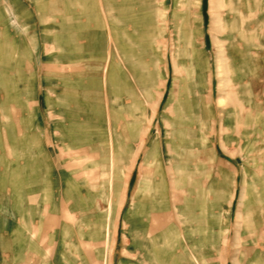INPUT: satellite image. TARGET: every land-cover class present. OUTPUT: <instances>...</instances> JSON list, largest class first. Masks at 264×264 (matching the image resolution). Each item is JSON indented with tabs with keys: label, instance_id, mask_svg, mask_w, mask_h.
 I'll return each instance as SVG.
<instances>
[{
	"label": "rangeland",
	"instance_id": "374dc122",
	"mask_svg": "<svg viewBox=\"0 0 264 264\" xmlns=\"http://www.w3.org/2000/svg\"><path fill=\"white\" fill-rule=\"evenodd\" d=\"M140 1L128 0L129 11L124 0H98L97 8L95 0H0V34L15 45L0 68V264H151L141 244L152 236L175 264H264V0ZM113 3L124 15L141 10L143 30H123ZM112 20L119 42L125 30L137 36L128 59L119 47L115 56L125 71L118 76L129 79L122 92L114 83L117 101L105 72ZM60 37H75L80 54L94 44L101 68L62 59ZM233 44L244 65L254 49L259 90L249 105L245 89L237 125L223 128L222 110L239 90L222 70ZM18 59L15 96L1 82ZM94 74L97 89L63 84L81 77L89 85ZM70 92L97 94L102 105V120L81 117L90 131L81 139L66 135ZM141 224L157 232L143 237Z\"/></svg>",
	"mask_w": 264,
	"mask_h": 264
},
{
	"label": "crops",
	"instance_id": "0c3cea01",
	"mask_svg": "<svg viewBox=\"0 0 264 264\" xmlns=\"http://www.w3.org/2000/svg\"><path fill=\"white\" fill-rule=\"evenodd\" d=\"M124 1H125V3H123V4L125 5V9H127V10L129 9V11H130V6L131 5L134 6L135 2H136V4H138L139 8H142V5H141L142 3H141L140 0L139 1L135 0L134 4H133V2H128V0H124ZM98 4H99L98 0H95V7L96 8H97ZM111 6L113 7V11L114 12L117 13V12L120 11V13H119L120 17H121L120 23L122 25V29L123 30L125 29V27H128V28L132 27V29H134L136 31V33L137 32L139 33L140 31L143 30V23L144 22H143V18H142L143 17V13H142L141 10L137 14H134V12H133L132 15L130 16L129 15V11L126 13V15H124L125 13L121 12L122 8H118L115 3H113ZM95 15H96V13H95ZM96 17H97V15H96ZM97 18H95L94 23L102 25V21L99 20L100 17H97ZM111 26H112L111 27V30H112L111 34H113V36L111 37L112 41H111V47H110V55L111 56L109 55L108 62L105 65V68H106L105 72L108 71V85H109V88L111 89V96H112L111 98L115 97V99L117 101L116 92H115V96H114V94L112 92V87L114 86V83H115V86H116L117 89L120 86V89H121L120 91L122 92L123 89H124V86L125 87H129L128 86L129 79H128L126 74H122L120 77L118 76V72L119 71L122 72V73H124L125 71H124V68H121L119 70V66L117 64L115 56H117V53H118L117 50H118V47H119V49L121 50V53L123 54V56H125L128 59V57L133 54V48H131V46H130V44L128 42L131 41V40H134L135 38H137V36H136V34L135 35H129L128 30H125L126 43H123V42L121 43V42H119L120 35H118V33H116V30H114L113 20L111 22ZM75 28L78 29L76 26H73V27H71V30H73V29L75 30ZM208 36L209 35H207L205 37L206 43H208V40H209ZM0 37H1L0 38L1 39L0 68L4 70L5 67L2 65L3 63L1 61V54L4 53L7 56H11V54H13V50H14V46L15 45H13L12 42L8 43L6 41L7 38H6L5 32L3 33V35L0 34ZM50 39H51L50 36L46 35V41H48ZM58 40H59V42L62 40V45L66 49V50H64L63 54L60 55V57L62 59H67L68 61H74V62H76L78 64L80 63V61H83V64H81V65H83L85 68H88V69L89 68L92 69L94 67L96 68V67H98V65L101 68L102 57H98V56H101L100 55L101 53L96 52V50L94 49L95 48L94 44L93 45L90 44L89 47L87 48V50L85 51V53L80 54L79 50H77V48H76L77 45H76L75 37L74 38H72V37L71 38H65V37L62 38V37H60V38L56 39V43L58 42ZM16 44H18V45H16V47H18V49L20 48V46H22L18 42ZM114 44H115V46H114ZM116 44H117V47H116ZM240 50H242V49L240 47H238L237 45H234V44L232 46L230 45L228 53H227V55H229L230 62H229L228 65H225L222 68L223 71H227L228 70L229 72L233 73V75H232L233 79H231L232 77H229L228 85L232 84L233 88L238 87V89H239V90H237V93H236L237 96H238L237 100L233 101L232 104H231V108L232 109L229 108L228 110H222L221 118H222L223 128H225L226 126L228 128L229 127L233 128V127H235L237 125L236 124L237 117L239 118L240 113H242L241 106L244 105L241 99H242V94H244V92H245V89H247L248 91L250 90V100H251V102L249 103V105L254 102V99H255V96H256V87L257 86H255L256 84L254 85L253 83H254V80L256 81L254 73L258 70V68L256 67L257 63H254V60L252 58V51L254 49L247 51L246 55L248 56L249 63H247L245 65L243 63H241V60L243 58H240L237 55L236 51H240ZM20 51H23V55H26L25 48L21 49ZM146 52H147V50H146ZM144 54H145L144 49L140 48V52H138L137 55L134 54V56L136 55L138 57V59H142ZM21 62H22L21 59L20 60L19 59L18 60H14V67L13 68H14L15 72L10 74L9 78L7 79V81L4 80L3 82H1L2 85L6 86L7 90L10 89L8 92L12 91L15 96L18 95V94L19 95L21 94L20 93L21 92V72H19V71H21V66H20ZM260 62H262V59H260ZM139 64H142V63L139 61ZM134 71L138 72L139 70L138 71L134 70ZM139 72H141V71H139ZM19 74H20V76H19ZM241 75H247V76H246V78H241L240 79ZM137 78H138L139 81H141L142 74L138 73ZM62 80H63V84L66 87H68V88L69 87L70 88H78V87L90 86V88L93 87V89H97V88L100 87L99 83H100V80H102V79H101L99 74L98 75L94 74L93 75V80L94 81L89 83V85H86V82L84 83L83 82V78H81V77H77V79H75L73 81L69 80V79L68 80L67 79H62ZM124 83H125V85H124ZM257 89H258V87H257ZM95 91L96 90H94V92ZM15 102L18 103L20 101L17 100ZM113 102H114V100H113ZM64 104L69 105L70 107H72V110H73V111H70L68 113V118H67L68 121H69V127L66 130V135H68L69 137L70 136L72 137L73 135H76V136H78L81 139L83 136L87 137L88 134L90 133V131H87V129H86V123L85 122L84 123L81 122V120H80L81 117L82 118H84V117L86 118L87 115H89L90 117L93 116L96 119H97L98 116L101 118V120L103 119L102 116H101L102 105L99 103V101L97 99V94L93 95L92 93H88L87 95H84V96H78V95H75V94L70 92L66 96ZM214 114L216 115L215 116V121L219 120V117H218L219 113L217 111H214ZM96 115H98V116H96ZM110 115H111V119L113 121L116 118L115 117L116 112L114 111V107H112V106L110 108ZM235 115H237V117ZM244 121L245 120L243 119V122ZM239 122H242L241 119H240ZM116 123H117L116 121H115V123L113 121V123L111 122V125H110V130H111V133H113V135L115 134L114 129H115ZM125 129H126V134H128L127 135V139H128V136L131 135L130 124L126 123ZM132 134H134V132ZM224 143H225V141H223L222 148H221V150L223 152L225 150ZM47 163H49L47 166H50V167L52 166L51 163L48 160H47ZM181 163H184V160H181ZM233 166L236 167L234 164H233ZM144 177H145L144 178V185L146 186V184H145L146 173H145ZM148 198H149V195L146 192V188H144V194H142V196L138 197V200L139 201L141 200V203H142L141 205L142 206H141L140 212L137 214V217L140 216L141 220L146 215V209H145V205H144L145 203L143 204V202L149 201ZM141 226H142V229H143L142 230L143 231L142 232L143 233V237H144V233H146V232H148V234H149V232L150 233H152V232L156 233L157 232V230L153 229L152 227L151 228H149V227L147 228V227H145V225L143 226L142 224H141ZM144 229H145V231H144ZM152 237H153L152 240L149 241V242L148 241L146 242L144 239L142 240L141 247L143 246L142 248L146 247V249H147L144 259L148 263H151V264H168L170 259H171V261H170L171 264H175V260H174L176 258L175 254L173 252L169 251L167 249V247L161 248L160 247L161 242L158 240V238H155L154 236H152ZM18 241L20 243V241L23 242L24 239L21 238V240L18 239ZM191 244L193 246L194 245L197 246L196 244H193V243H191ZM158 247H160V248L158 249ZM131 249L134 250V247L132 246ZM165 251H166L167 254H169L168 256H167L166 253H164ZM158 255L162 256V257H159Z\"/></svg>",
	"mask_w": 264,
	"mask_h": 264
},
{
	"label": "bare ground",
	"instance_id": "6f19581e",
	"mask_svg": "<svg viewBox=\"0 0 264 264\" xmlns=\"http://www.w3.org/2000/svg\"><path fill=\"white\" fill-rule=\"evenodd\" d=\"M233 18V17H232ZM234 21V20H233ZM20 60V59H19ZM22 64V63H21Z\"/></svg>",
	"mask_w": 264,
	"mask_h": 264
}]
</instances>
